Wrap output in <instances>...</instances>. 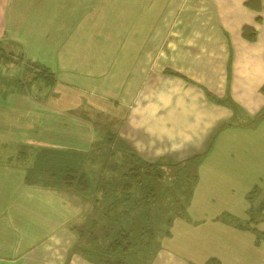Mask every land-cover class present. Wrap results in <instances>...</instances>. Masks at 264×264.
<instances>
[{"label": "crops", "instance_id": "obj_1", "mask_svg": "<svg viewBox=\"0 0 264 264\" xmlns=\"http://www.w3.org/2000/svg\"><path fill=\"white\" fill-rule=\"evenodd\" d=\"M74 2L88 5L87 12L94 13H101L103 3L110 4L109 12L111 11L113 22L111 27L115 29V36L120 35L119 31L116 33L115 24L122 25L127 20V31L123 34L128 37V47L132 43L133 48L127 54L124 48L118 49L123 52L119 57L122 60L117 61L113 68L120 75L124 69H135L139 58L143 57L144 61L138 66L143 69L138 73L133 70L132 75L126 74L132 77L130 83L146 82L142 90L149 89L154 83L151 85L147 82L148 79L144 80L145 71L147 72L150 64L146 59H151V56L140 53L161 51L163 45L161 39L156 37L155 40L159 42L155 45L148 44L146 39L141 40L142 37H171L165 44L169 62L166 64L160 61V72L166 67H173L174 70L180 67L179 72H185L181 69L182 66H194L192 56L200 51H209L208 58L219 62L209 66L219 67V71L214 72L213 80L204 81L199 78V83L217 95L228 94L243 120L241 124H228L227 128L218 133L217 138L222 133L233 136L244 134L248 130L246 127L258 126L257 122L253 125V119H260V124L264 121V0H155L157 6L152 5L153 0ZM171 4L176 6L167 17L168 5ZM11 15L12 0H0V47L3 51L13 53L12 55L21 52L28 60H37L44 68H61V71H65L62 69L65 59L61 50L64 49L62 42L55 48L43 41L37 47L36 55L29 41L23 37H15L16 33L11 29ZM246 27L253 30L254 37L244 35ZM115 46L113 44L109 48L111 53ZM97 51L94 48V52ZM192 51L196 53L191 54ZM185 52L190 57L181 59V54ZM214 52L217 54L215 57ZM34 54L36 57H33ZM8 57H0V264H39L50 256L56 261L51 264H65L67 258L72 257L71 251L77 242L72 233L73 225L79 222L78 219L83 214L84 202L81 203L83 200L80 198L69 200L48 184L47 179L52 176L56 152L69 157L70 152L67 150H76L74 155L84 158L96 142V130L86 119L73 116L56 105L53 85L39 81L37 76L32 77L25 65L16 64L13 56ZM65 61L74 62L75 57L72 59L68 54ZM108 62L109 60L105 63L99 59L97 68H111L113 64ZM143 71V77H136ZM64 74V79H67V73ZM151 74L152 72L148 75L149 79ZM157 79L158 83L173 81L168 76ZM61 80L64 85L69 83L63 78ZM23 85L28 88L24 89ZM141 92L138 98L140 109L134 120L137 124L128 120L124 133V139L134 147L138 146L136 140L140 134L145 137L144 133L147 131L140 130L139 127L147 125V115L143 116L141 109H145L149 94L146 96L147 92L143 91V95ZM179 96L180 94L172 98L174 103L171 107L165 104L166 108H160L152 119L147 117L149 123L157 124L154 129L159 130V138L154 139L153 145L147 143L138 147L145 159L151 158L147 155L151 150L157 156L152 161L167 155L166 149L173 152L169 156L178 160L177 155L180 153L185 155L183 157H188L202 152L209 147V141L217 128L230 118L229 110L221 111V116L214 118L215 106L199 88L191 91L190 95L185 93L184 98ZM187 99L193 105L196 104V110H192L193 105L189 103L188 107L186 105L182 108L183 101ZM169 112L180 114L179 117L184 116V119L177 117L167 121ZM166 127L172 132H166ZM217 138L212 143L213 152L219 143ZM235 159L243 163L248 158ZM244 168L242 167L243 172H247ZM246 170L249 171L250 168ZM255 186L260 192L259 186ZM66 191L73 192L75 197L82 194L79 189ZM70 264L91 263L75 254Z\"/></svg>", "mask_w": 264, "mask_h": 264}, {"label": "rangeland", "instance_id": "obj_2", "mask_svg": "<svg viewBox=\"0 0 264 264\" xmlns=\"http://www.w3.org/2000/svg\"><path fill=\"white\" fill-rule=\"evenodd\" d=\"M152 3H154L153 6H157L155 0ZM175 6V4L168 5L167 17L170 15L169 12H173ZM109 8L110 4L103 3L101 13H94L93 11L87 12L88 5L79 4L74 0H12L11 29L16 33L15 37H23L24 40L30 42L29 44L32 45L36 55L37 47L43 41H47L51 44L50 46L55 48L61 41L64 45V49L61 50L65 59L68 54L72 56V59L75 57L74 62L64 59L63 66H61L65 71H61V68H56L58 71L56 69H49V71L55 75V79H51L52 82H56L53 84L56 105L73 116L86 119L92 127H95L96 142L91 152L84 156L85 163L95 169L94 176L100 175L102 166L105 165L106 160L110 159L109 157L113 158L109 161L110 164L114 163L115 165L116 160L119 163L122 159L130 158L133 152L148 162L163 164L164 171L170 172L174 180L177 171H185L184 165L178 163L188 157L202 155L188 171L198 178L196 183L193 182L194 197L190 202L187 201L185 188L181 187L170 188V195L175 196L174 201L167 197L159 199L157 203L146 202V206H152L153 209L155 232L153 248L143 250L133 261L134 264H206L212 257L220 259L222 264H264V196H262L264 192V118L262 124L258 123L260 119L258 121L253 119V125L257 122L258 126L246 127L248 130L244 134L233 136L222 133L217 138L218 133L227 128L228 124L243 123L228 94L217 95L204 84L199 83L200 80L211 81L214 79V72L218 73L219 67L209 65L219 64V62L208 58L209 51H200L191 57L194 66L188 67L186 64L182 66L181 69L185 72H179L180 67L176 70L173 67H166L160 72V61L166 64L169 62V53L165 51V44L171 39L170 36L141 38V40L146 39L145 42L151 43V45L159 42L155 40V37L161 39V43L163 42L161 51L140 53L151 56V59H146L150 61V64L147 72L145 71V76L144 71L142 76H136L138 78L144 76V80L148 79L147 82L151 85L154 83L149 86V89L142 90L143 84L146 82L142 84L130 83L129 80L132 77L126 75H132L133 72L138 73L143 69L142 66L138 67L139 63L144 61L143 57L139 58L138 63L134 66L135 69H124L120 75H117L113 67L117 61L122 60V58L119 59L120 54L123 55V52L121 53L118 49L124 48L127 54V51L133 46L131 43L128 47V37L123 34L127 31V20L123 21V26L121 23H116V33L119 31L120 35L117 37L113 34L115 29L111 27L113 22ZM11 38L13 41L15 40V38ZM113 44L116 46L111 53L109 48ZM94 48L98 51L94 52ZM204 49L206 50L207 46ZM58 53V55L61 54L59 51ZM194 53L196 51L191 52V54ZM12 54L8 51L4 52L0 47V57L13 56L16 64L25 65L32 77L37 76V79L41 81L39 74L46 68L37 63V60H28L21 52ZM35 54L33 57H36ZM162 54H164L163 57H161ZM216 55L214 52V57ZM186 56H189L187 52L182 53L181 59ZM99 59L105 63L109 60L108 64H113L112 67L97 68ZM121 68L123 67L121 66ZM151 72L150 81L148 75ZM64 73H67L68 80L64 79L66 76ZM155 73L157 74L155 75ZM163 76H168L173 81L158 83L157 78L160 79ZM62 78L69 83L64 85ZM23 86L24 89L28 88ZM197 88L204 91L206 99L214 104V118L221 116V111L229 110L231 113L230 118L217 128L209 141V147L207 146L208 148L202 152L188 157H183L185 155L180 153L177 155L180 160L169 156L173 152L166 149L167 155L152 161L153 157L157 156L151 150L147 154L151 158L145 159L138 147L147 143L153 145L154 139L159 138V130L154 129L157 124L149 123L147 117L152 119L160 108H166V105L171 107L174 103L172 98L178 94L184 98L185 93L190 95L191 91H195ZM141 91L147 92L146 96L149 94V101L146 103L145 109H141V112L144 113L143 116L147 115L145 121L149 127L147 125L146 128L143 125V127H139L140 130L146 131L147 129V131L144 133L145 137L140 134L136 140L138 146L134 147L124 139V133L127 130L128 120L133 121L134 125L137 124V121L134 120L140 109L138 98ZM187 103L192 104L188 102V99L184 100L183 109ZM191 108L196 110V104ZM167 115V121L180 116V114L175 115L171 112ZM179 119L183 120L184 116ZM166 126L168 125L166 124ZM166 130V132H172L167 127ZM154 132L155 134H153ZM216 138L219 143L216 145V151L213 152L211 144ZM63 156L68 157L62 155V159H58L61 161V166H65L66 162V160L62 161ZM57 157L56 154L55 159ZM235 158L248 159L241 164ZM71 166L69 174L74 173L73 165ZM242 167H245L244 170L247 172H243ZM246 168H250V172ZM77 174L79 179L81 174L79 172ZM63 178L61 174L52 175L48 177L47 181L57 192L64 194L69 200H76V198L83 200L81 201V203L84 202L83 214L79 217V222L74 225L86 223L90 219L89 215L94 214L92 208L87 206L88 201L85 204L88 195L81 194L80 197H75L73 192H67V189L77 190V182H74L76 185L72 188ZM183 183H185L184 180L181 181V185ZM255 185L259 186L260 192L257 190L253 194L254 197L248 199V195L252 193ZM136 193L140 197L141 192L138 187ZM136 197L132 196V200ZM72 233L78 242V233L74 230ZM73 255L75 254L72 253L71 256L73 257ZM71 258H67L65 264H70ZM51 263H56V261L50 256L40 261L39 264Z\"/></svg>", "mask_w": 264, "mask_h": 264}, {"label": "trees", "instance_id": "obj_3", "mask_svg": "<svg viewBox=\"0 0 264 264\" xmlns=\"http://www.w3.org/2000/svg\"><path fill=\"white\" fill-rule=\"evenodd\" d=\"M244 35L252 38L254 32L246 27ZM51 78L55 79V75L47 68L39 74V79L50 86L56 83ZM67 151L70 152L69 157L63 156L62 160H66L65 166H61L58 160L64 154L56 152L59 158L55 159L51 175L61 174L72 188L76 181L77 189L83 195H88L85 202L88 201L86 204L94 214L89 215L86 223L73 225L79 237L72 253L79 254L91 264H134L133 261L143 250L153 248V209L152 206L147 207L146 202L157 203L159 199L167 197L174 201L175 196L170 195V188L178 187L185 188L187 201L190 202L194 197L193 182L196 183L198 178L188 171L202 157L197 154L178 163L184 165L185 171H177L173 180L170 172L166 173L162 168L163 164L148 162L132 152L130 158L122 159L119 163L116 160L115 165L110 164L113 158L109 157L97 177L94 176L95 169L89 167L84 158L74 155L76 150ZM71 165L75 174H69ZM78 172L81 174L79 179ZM183 180L185 183L181 185ZM137 187L142 194L139 193L140 197L136 193ZM257 189L255 186L247 198L252 199ZM132 196L137 197L132 200ZM206 264H222V261L212 257Z\"/></svg>", "mask_w": 264, "mask_h": 264}]
</instances>
